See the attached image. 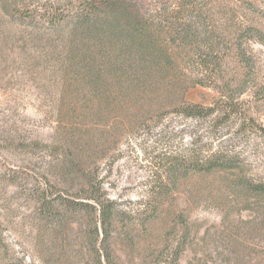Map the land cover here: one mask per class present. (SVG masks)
Returning a JSON list of instances; mask_svg holds the SVG:
<instances>
[{
	"label": "rangeland",
	"instance_id": "1",
	"mask_svg": "<svg viewBox=\"0 0 264 264\" xmlns=\"http://www.w3.org/2000/svg\"><path fill=\"white\" fill-rule=\"evenodd\" d=\"M70 30L43 35L0 9V264H106L103 254L111 264H174L178 248L175 264H264V200L235 183L239 174L264 181V46L253 45L255 72L226 69L235 96L229 120L171 113L130 131L124 112L105 122L81 116L80 107L101 100L75 66L89 55L98 67L99 50L80 35L70 47ZM219 97L195 85L184 99L211 107ZM218 141L241 172L193 174L162 198L152 191L170 150L186 153L195 142L206 156ZM90 180L114 202L105 237L97 212L63 201L88 194Z\"/></svg>",
	"mask_w": 264,
	"mask_h": 264
},
{
	"label": "trees",
	"instance_id": "2",
	"mask_svg": "<svg viewBox=\"0 0 264 264\" xmlns=\"http://www.w3.org/2000/svg\"><path fill=\"white\" fill-rule=\"evenodd\" d=\"M0 9L14 23L43 35H60L64 26L71 25L70 47L77 46L73 35H80L87 47L96 45L100 65L96 67L88 55L75 72L89 80L93 97L101 101L80 107L81 116L90 111L98 122H105L124 112L130 131L158 126L171 113L193 119L212 116L215 125L229 120L235 96L224 80L226 69L234 63L242 71L255 72L253 45L264 46V9L255 0H0ZM195 85L219 92L214 106L185 101L186 91ZM71 109L77 111V106ZM83 132L82 126L79 133ZM86 146L82 142L79 151ZM70 153L67 148L64 156ZM162 159L159 181L151 187L158 198L177 190L179 182L193 174L240 171L236 155L224 151L220 141L206 156L194 142L188 152L170 150ZM94 181L88 182L84 197L63 201L74 203L76 210L97 212L105 237L113 226L114 202L102 198ZM235 183L243 185L256 202L264 200V181L239 174ZM258 207L264 214V206ZM178 253L179 248L174 264ZM103 258L111 264L109 254Z\"/></svg>",
	"mask_w": 264,
	"mask_h": 264
}]
</instances>
